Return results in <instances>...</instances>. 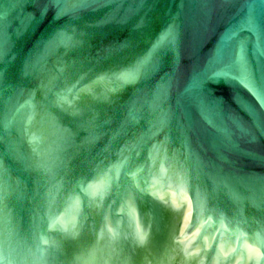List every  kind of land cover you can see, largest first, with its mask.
I'll return each mask as SVG.
<instances>
[{
  "label": "water",
  "instance_id": "water-1",
  "mask_svg": "<svg viewBox=\"0 0 264 264\" xmlns=\"http://www.w3.org/2000/svg\"><path fill=\"white\" fill-rule=\"evenodd\" d=\"M0 264H264V0H0Z\"/></svg>",
  "mask_w": 264,
  "mask_h": 264
}]
</instances>
